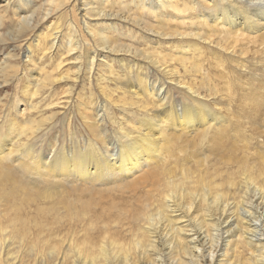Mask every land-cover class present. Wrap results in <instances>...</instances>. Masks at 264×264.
Masks as SVG:
<instances>
[{
    "label": "bare ground",
    "instance_id": "bare-ground-1",
    "mask_svg": "<svg viewBox=\"0 0 264 264\" xmlns=\"http://www.w3.org/2000/svg\"><path fill=\"white\" fill-rule=\"evenodd\" d=\"M44 1L45 3H43ZM25 9L30 10L25 13ZM201 9H204L205 12L202 13L203 15L198 12L202 18L201 24L197 25L198 28L193 27L196 23L183 20ZM52 13L61 14L60 20L64 19L67 27L59 25L65 27L59 29L60 27L57 25L52 28L55 30L53 32L46 31V29V33L40 34L38 42L30 43L23 48L20 45V39L23 37L24 42L29 35L23 36V33L27 30L33 34L40 31L44 24V18ZM94 22L98 24L95 25ZM13 31L18 34L11 36L10 39L9 35H12ZM140 33L144 36L148 34L149 37L155 39L154 43L158 42V44H162L166 40L177 39L185 46H196L190 48L194 53L198 51V48H202V44L210 49L215 46L230 57L236 55V46L246 41L253 45L258 44V51L255 52L260 53L262 57L264 55V0H255V2L254 0H0V45L5 42L14 44V47H10L12 52H7V58L0 59V86L12 81L19 72L17 69L19 64L15 66L8 61L9 58L18 59H16V48L23 58L22 64L26 77L29 76V79L34 77L29 81H36L30 100L24 103L15 102V112H19L24 123L22 127L18 126L20 130L17 137L21 135L28 137L30 129L33 130V128L34 131L30 133L31 135H36L41 130L45 124V119H42L44 115L38 117L42 119L38 123L36 119L30 118L29 121H25L24 116L28 117L31 113L39 114L42 102L50 96L46 93H51L59 84L68 85L64 88L66 89L65 97L52 101L51 109H55L57 106L66 108L72 104H70L72 101L69 96L70 90L73 88L72 84L79 80L81 74L82 81L87 84L91 83L92 77H96L98 82L110 81V78H114L111 81L118 82L120 78L113 74V68L106 70L101 67V65H106L104 62L106 55L121 54L133 62L140 59L144 65H148L147 67L152 72L158 71L160 79L164 76L168 79L165 83H162L163 81L160 83V80L157 79L151 80L149 78L151 75L147 70L144 71L145 76L142 77L139 73L134 77L133 74L126 73L125 78L129 84L125 81L126 84L122 83V86L126 88L125 93L129 94L131 98L128 96L130 99L128 98L127 103L124 99L125 103L131 108L134 104L148 116L145 115L146 117L137 120L133 127L138 128H130V131L124 135L125 141L119 142L113 151L107 148L103 153L99 152L100 149L96 145V141L106 143V140H103V131L99 130L104 129L108 121V112L106 109H99L96 106L104 115L95 114L96 104H93V100L90 99L86 102L80 101L76 105L77 108L82 107L77 113L82 122L81 125L93 136L94 139L91 141L94 143L86 142L84 148L78 147L80 143L75 148H72L73 146L71 148H68L70 146L61 147L58 151L51 148L49 160L46 158L43 160L41 155L35 158L32 146L23 144V156L26 159L18 165L20 173L16 171L17 169L15 170V166L13 167L12 164H0V203L5 205H0V215L9 217L14 214L7 220L11 240L18 239L20 244H23L32 238L27 236L30 232L23 233L26 227L20 226L25 222L20 219L18 213L24 207L37 201H49L53 209L64 208V217L66 218L86 217L90 214V207L95 203V198L101 199L104 196L107 198L116 193L123 194L131 189H139L144 183L158 176V169L157 167L153 168V165H159V158L163 156L161 152L164 150V145L167 144L165 138L171 136L173 139H179L181 133V136L194 135L192 138L194 140L196 137L205 138L207 135H217L224 128L218 117L211 116L210 113H203L205 112L204 105L199 100L194 101L196 105L184 103L178 104L176 107L172 104L168 107L165 106L171 95H169L167 87L170 84L174 87H184L190 96L198 99L199 94L196 91L189 86L181 85L173 78L179 75L176 63H179L181 69L187 70L185 65L189 66L191 62L196 61L195 56L190 53L191 56L188 57L189 50H185V53L180 54V58L174 57L171 61L169 58L159 57L156 48L152 50L146 46L144 48L134 47L133 42H137L135 38ZM147 41L146 45L151 44ZM191 41V44L187 43ZM244 44L246 45V43ZM97 47L100 49L98 50ZM242 50L244 51L243 48ZM46 58L48 64L53 66L52 72H45L41 69L40 65ZM255 63L257 64V62ZM72 68L75 69V73H72ZM135 73L137 72L135 71ZM72 74H74L73 77ZM143 78L145 80H142ZM120 89L122 88L120 87ZM41 92L46 95H40ZM37 95L40 96L37 97ZM5 98L7 97L5 96ZM24 98L25 95H23ZM37 99H39L38 102H36ZM119 100L121 99L119 98ZM121 102L124 103L123 100ZM123 103L121 109L124 107L125 103ZM69 110L71 109L69 108ZM123 112L125 113V111ZM153 114L155 116H152ZM120 117L115 118L117 122L119 121L120 129H123V124L129 126L132 123L128 115ZM48 118L46 119L48 120ZM8 126L11 130L14 127L11 123ZM167 132L169 134L171 132L173 135H166ZM262 134V145L264 146V132ZM33 140L36 139L30 140V142ZM82 140L80 139V141ZM75 142L77 144L79 140L76 139ZM83 143L84 140L81 144ZM102 145L104 146V144ZM11 153L10 150L6 151V156H2L3 154L0 153V159H5L7 156L9 158ZM23 171L27 175L23 174ZM188 172L189 169H185L183 176L188 177ZM33 176L37 178L31 180ZM30 177L32 178L30 179ZM250 181L253 186H257L258 176L251 174ZM171 182L173 183L174 180H168L169 185L164 186L165 190L162 188L157 205H154L152 197H145V202L141 204L139 210L134 212L125 208L119 211L120 218L118 216V221L114 222L115 226L121 225L124 217L128 214H132L131 219L139 223L133 242L124 243L118 240L116 235H109L107 244H96L90 239L84 238L81 242L73 244L69 252L76 253L81 264H161L162 255H166L170 261V263L165 262L164 264H231L227 260L228 250L231 239L236 238V243L244 249L252 250L255 247L258 252L254 256L257 263L264 264V209L260 212L261 209L253 204L252 207L239 205L233 206L234 210L228 215L229 213L225 209L220 211L218 196L209 199L204 195H195L194 188H185L187 182L182 185ZM167 187L168 189H166ZM259 187L255 188L256 191L264 195V187ZM207 189L210 193H219L216 188ZM71 194L75 197L72 196L73 198L70 199ZM82 196H88L90 199L83 200ZM220 197H223V194ZM68 200L70 201L68 202ZM75 204H80V208H75ZM255 215L260 222L258 227ZM190 218L199 220L198 229H191ZM93 225L94 223L91 222L90 227ZM116 229L119 228L116 227ZM4 233H7V229ZM4 243L2 236L0 238V264H4L1 255ZM27 243L29 253H41L47 241L38 243V240L33 239L31 243ZM57 251L58 247L52 246L50 255H55Z\"/></svg>",
    "mask_w": 264,
    "mask_h": 264
},
{
    "label": "rangeland",
    "instance_id": "rangeland-1",
    "mask_svg": "<svg viewBox=\"0 0 264 264\" xmlns=\"http://www.w3.org/2000/svg\"><path fill=\"white\" fill-rule=\"evenodd\" d=\"M187 2L190 3L189 1ZM43 3H45V1ZM30 9H25V13ZM198 12L203 15L202 13L205 12V10H198L195 12L196 15L194 13L191 17L183 18V20L196 23V25H193V27L198 28L197 25H200V21L202 20L201 15H199ZM58 13L49 14L47 18H44V24L41 30L35 34L29 33V30L25 31L23 36L29 35L25 38L24 42L23 37L20 39V45H22L24 48L30 43L34 44L38 42L39 38L41 37L40 34L46 33V31H55L54 29L52 30V28L57 25H65L66 21L64 19L60 20L61 14ZM94 24L97 25L98 23L94 22ZM61 26H59V29L65 28L64 26ZM12 33V35H9L10 39L11 36L18 34L14 31ZM147 35L148 34H146V36L141 33L137 34L135 40H137L138 44L137 42H133V46L138 48H144L146 46L152 50H154L153 48H156V53L159 57H166L171 59V61L174 57L180 58L181 53H185V50H189L188 57L193 55L196 59V61L191 62L189 66L185 65L187 70L181 69L179 67V63H176L178 65L177 68L179 70V75H176L177 77L173 78L181 85L183 84L184 86H189L194 91H196L199 94L198 99H194L192 96H190L184 90V87H174L172 84H170L167 85V87L169 90V95H171L169 96L165 106L168 107L172 104L174 107H176V105L184 103L195 104L194 101L199 100L203 102L202 105H204L205 112L203 113H210L211 116L218 117L221 121V125L224 128L221 129L217 135L211 134L209 136L207 135L205 138L196 137L194 140L192 139L194 135L185 134L181 136V133L179 134V139H173L171 136L167 138H170L169 140L171 142L174 141L172 143L165 138L167 144L164 145V150L161 152V155L163 156L160 155L161 157L159 158V165H153V168L157 167L159 177L156 176L153 179H150L139 189H131L123 194L116 193L107 198H105L106 196L101 199L95 198V203L90 207V214L86 217L66 218L64 217L65 209L62 207L53 209L52 205L50 204L51 202L49 201H37L36 203H32L28 207L21 209L18 213V216L25 223H21L20 226L26 227V231L23 230V233L26 232L27 234L30 232L27 236L32 237L31 239H28L30 241L27 240V242L31 243L33 239L38 240V243L47 241V244L43 246L41 253H29L27 242L20 244L18 239L11 240L9 237L10 229L7 227V220L10 216V218H12L14 214L10 215L9 217L0 215V238L3 236V240L5 241L1 251L4 264H81L79 256L74 252H69V250L72 248L73 244L81 242L84 238H88L96 244H107L108 236L116 235V238L123 241L124 243L133 242L136 238V229L138 228L139 223H136L131 219L132 214H128L124 217L121 225L115 226L114 222L118 221V216L120 218L119 211L125 208L128 211L133 210L134 212L139 210L141 208V204L145 202V197H152L154 205H157L159 197L162 194V188H164V186H168L170 183H168V180H174V182L178 185H182L184 182H187L185 188H194L195 191L193 193L195 195H204L209 199H214L218 196L220 211L225 209V211L229 213L228 215H230L234 210L233 206L245 205L252 207L253 204L254 206H257L261 209L260 212L264 209V195L259 194L255 189L256 187L260 188L259 186L264 187V146L262 145V133L264 132V55L261 57L260 53L255 52L258 51V44L253 45L246 41L243 43L241 42L240 45L238 44V46H236L235 51L237 56L233 55L230 57L227 54L225 55L222 50H218L215 46L211 47L210 49L201 43L202 48H198V51H195L196 53H194V51H192L190 48L196 46H185L177 39L166 40L162 42V44H158V42L154 43L155 39H152V37ZM126 41H128V39ZM146 41L149 43L151 42V44L146 45ZM187 43L191 44L192 41ZM244 43H246V45ZM10 47H14V44L12 45L11 42H5V44L0 45L1 60L6 57L8 51L12 52V48ZM97 48L98 50L100 49L99 47ZM15 53L17 54L16 59L18 58V61L10 58L8 61L15 66L19 64L17 66L19 72L16 74V77L12 79V81L4 84L5 86H0V153L3 154L2 156H6V151L10 150L12 155L9 154L10 157L8 158L7 156L8 159H0V164H12L13 167L15 166V170L17 169L16 171H19L18 173L21 172V170L18 169V165L23 163L24 159H26V157L23 156V144L32 146L33 155L35 158L41 155L43 160L45 158L46 160H49L51 148H55L57 151L61 147L67 148L70 146L68 148H71V146H73L72 148H75L79 145V143L80 145L78 147L84 148L86 142H92L91 140L94 139L93 136H91L90 132L81 125L82 122L77 113L78 110L82 109V107L77 108L78 106L76 104H79L80 101L83 100V102H86L91 99L93 100L92 103L96 104L95 107L98 106L99 109L103 108L104 110H107L106 112H108V121L105 124L104 129L99 130L103 131L102 136L103 140H106V143L96 141V145L100 149L99 152L101 153H103V151L107 148L113 151L118 146L119 142L125 141L124 135L130 131V128H138L133 127L137 120L148 116L146 115V112H142L141 109L135 107L134 104V108H131L126 104L131 98L129 94L125 93L126 88L122 86V83H125V81L129 84V81H127V78H125L126 73L133 74V77L139 73L140 77H142L145 76L144 71L147 70L151 75L149 76L147 73L151 80L157 79L160 80V83L162 81V83H165L166 80L168 81L165 76L160 79V75L157 74L158 71L152 72V70L147 67L148 65H144V62L140 59L138 61L134 60L135 62H133L130 58L121 56V54L112 56L106 55V60L108 59L107 61H104L106 65H101V67L106 70L113 68V74L120 78L118 82L111 81L114 78H110V81L104 80L98 82L96 77H92L93 79L91 80V83L87 84L86 82L82 81L83 76L81 74L79 80L75 82V84H72L73 88L70 90L69 96L72 100L70 104H72L66 108L57 106L55 109H51L52 101L65 97L66 89L64 88H66L68 85L65 86L62 83L59 84L53 89L51 93H46L50 96H48L42 102V107L40 109L41 112L39 114L31 113L34 115L29 114L28 117L27 115L24 116L25 121H29L30 118L34 120L36 119L37 123L40 120L45 119V124L43 123L44 125L42 126L43 129L41 128V130L38 131L36 135H31L30 133L34 131L33 128V130L30 129L28 137L23 135L17 137L20 130L19 127H22L24 123L23 118H21V116L18 114L19 112H15V102L24 103L29 101L36 81H29L34 77L30 79L29 76L26 77L23 70L24 65L22 64L23 58L21 57L17 48L15 49ZM234 56L236 57L234 58ZM256 57L260 58L257 59ZM129 60L132 62H128ZM116 61L119 63L117 64ZM255 62H257V64ZM136 63L138 67L136 66ZM176 64L174 63V66ZM40 66L45 72H52L53 66L48 64L47 58L44 59V62L41 63ZM74 71L75 69L72 68V73H75ZM135 71L137 73H135ZM73 76L74 74H72V77ZM142 80L145 79L143 78ZM119 85L122 89H120ZM46 94L41 92L40 95ZM51 94H53V96H51ZM23 95H25L24 99ZM40 95H37V97ZM5 96L7 98H5ZM119 98L121 100H119ZM124 99L126 100V103ZM122 100L125 104L121 102ZM38 101L39 99L36 100V102ZM122 103L124 104V107L122 108L123 110L121 109ZM98 107L95 109V114L104 115L103 112L98 110ZM26 108L29 110L28 107ZM69 108L71 110H69ZM130 109L132 110L129 111ZM123 111H125V113ZM172 111L174 113V110ZM41 115H44V117L42 119L38 118ZM127 115L128 118H131L132 123L129 126L123 124V129H120L118 126L119 121L117 122L115 118L120 116H122L120 118H123L127 117ZM152 116H155V114ZM46 118H48V120ZM50 119H52V121H50ZM10 123L15 127L14 128L12 126V130L8 126ZM69 130L71 131L70 134ZM170 130H172L171 127ZM40 134L41 136H39ZM171 134V132L170 134L167 132L166 135ZM134 136L136 137L137 134ZM29 139L36 140L30 142ZM76 139L79 140L77 144L75 142ZM80 139L84 140L83 144H81L83 140L80 141ZM101 143L104 144V146ZM165 155L166 157H164ZM168 156L169 158L167 159ZM154 159L156 160V157ZM185 169H189L188 177L183 176ZM24 172L25 171H23V174H26ZM251 174H256L258 176L259 181L257 186H253L251 183ZM31 178L32 177H30V179ZM36 178V176H33L31 180H35ZM174 182L171 183L175 184ZM207 188H216L219 190V193H210ZM166 189H168V187ZM222 194L223 197H220ZM72 196L75 197V195L71 194L69 198H73ZM82 199L89 200L90 198L88 196H82ZM69 201L70 200H68V202ZM1 204L2 203H0V205ZM2 205L5 206L4 203ZM74 207L80 208V204H75ZM255 218L257 220L256 226L258 227L260 222L258 221L256 215ZM21 220H19V222H22ZM190 220L191 229H198L199 220H193L191 218ZM91 222L94 223L92 227H90ZM116 227L119 229H116ZM6 229L7 233H4ZM235 240L236 238L231 239L227 260L231 264H258L257 259L254 257L258 254L256 248L253 247L252 250L244 249L242 246L237 244ZM52 246L58 247L57 253L53 256L50 255V249ZM165 262L170 263L167 256L162 255L160 263L164 264Z\"/></svg>",
    "mask_w": 264,
    "mask_h": 264
},
{
    "label": "snow or ice",
    "instance_id": "snow-or-ice-1",
    "mask_svg": "<svg viewBox=\"0 0 264 264\" xmlns=\"http://www.w3.org/2000/svg\"><path fill=\"white\" fill-rule=\"evenodd\" d=\"M254 2H255V0H254Z\"/></svg>",
    "mask_w": 264,
    "mask_h": 264
}]
</instances>
